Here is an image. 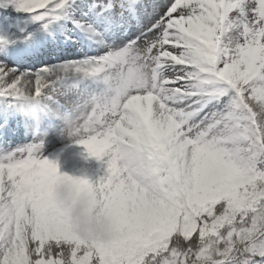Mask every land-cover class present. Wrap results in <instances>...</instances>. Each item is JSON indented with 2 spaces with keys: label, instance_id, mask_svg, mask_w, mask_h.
Here are the masks:
<instances>
[{
  "label": "snow or ice",
  "instance_id": "obj_1",
  "mask_svg": "<svg viewBox=\"0 0 264 264\" xmlns=\"http://www.w3.org/2000/svg\"><path fill=\"white\" fill-rule=\"evenodd\" d=\"M11 2L54 38L46 60L0 50V98L96 85L71 136L104 174L64 178L113 229L77 236L48 196L57 162L18 144L0 152V264H264V0Z\"/></svg>",
  "mask_w": 264,
  "mask_h": 264
},
{
  "label": "rangeland",
  "instance_id": "obj_2",
  "mask_svg": "<svg viewBox=\"0 0 264 264\" xmlns=\"http://www.w3.org/2000/svg\"><path fill=\"white\" fill-rule=\"evenodd\" d=\"M4 11L16 14H10V16L7 14L3 15ZM24 14L28 13L18 11L16 4L12 3L11 0H0V38L11 42V38L16 37L19 43L22 40L29 42L37 41L36 47L32 46L29 49L33 55H30L26 62H30L33 59H50L45 53L48 51L52 41L47 40L46 43H43V36L49 31H44L40 22L29 24L28 20L30 19L24 17ZM16 44L15 42H11L8 45L0 46V50L4 47L13 48ZM38 47H41L40 53L42 54L40 56L36 55ZM95 87L96 85L90 80H80L73 77L53 83L46 91L44 97H46L48 104L52 107L58 108L61 112H67L70 109L69 102L74 103L77 99L82 101ZM19 103V100L0 98L1 127L6 121H11L13 124L6 129L8 133L13 135V138H8V148L4 147L0 140V152L14 148L18 144H27L33 141L42 142L44 154L49 159L57 162L58 170L61 174L85 176L93 184L97 183L100 176L104 174V168L106 167L103 160L98 161L96 158L88 157L86 154L85 159L88 161L87 164L90 165H85L84 167L77 165V161L72 157L84 149L81 145L69 139L66 134H60L64 128L63 120L54 118L47 110H38L37 118L33 119L31 116L24 115L19 110ZM25 125H27V128H25ZM27 129L28 133L26 132ZM1 132L2 130H0V135H2ZM25 134L27 136L22 137ZM13 139L17 140L16 143L14 142V146L12 145Z\"/></svg>",
  "mask_w": 264,
  "mask_h": 264
},
{
  "label": "clouds",
  "instance_id": "obj_3",
  "mask_svg": "<svg viewBox=\"0 0 264 264\" xmlns=\"http://www.w3.org/2000/svg\"><path fill=\"white\" fill-rule=\"evenodd\" d=\"M69 106L72 110L70 113L61 112L58 108L49 105L46 97L28 95L20 100L19 110L33 119L37 118L38 110H47L54 118L63 120L64 128L60 134H66L69 139H72L71 132L77 122L78 107L72 102H69ZM48 196L55 208L63 214L71 230L81 239L104 240L111 234L113 229L111 219L102 209L93 204V197L89 190L78 184L75 179H67L64 178V174H60L52 182Z\"/></svg>",
  "mask_w": 264,
  "mask_h": 264
},
{
  "label": "bare ground",
  "instance_id": "obj_4",
  "mask_svg": "<svg viewBox=\"0 0 264 264\" xmlns=\"http://www.w3.org/2000/svg\"><path fill=\"white\" fill-rule=\"evenodd\" d=\"M53 36H54L53 33H50V35H48V37H50V38H52ZM18 41L19 40L16 37H12L11 38V42L17 43L16 46L19 44ZM21 46L23 47V49H27V44L26 43L22 44ZM72 158L75 161H77V165H79L81 167H84L85 165L86 166L90 165V164H87L88 161H87V159H85L86 158V152L84 150L79 151V153L77 155L75 154Z\"/></svg>",
  "mask_w": 264,
  "mask_h": 264
}]
</instances>
